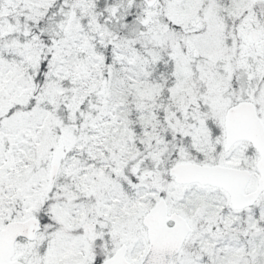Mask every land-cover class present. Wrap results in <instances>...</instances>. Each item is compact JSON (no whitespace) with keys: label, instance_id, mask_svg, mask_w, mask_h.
Wrapping results in <instances>:
<instances>
[{"label":"snow or ice","instance_id":"snow-or-ice-1","mask_svg":"<svg viewBox=\"0 0 264 264\" xmlns=\"http://www.w3.org/2000/svg\"><path fill=\"white\" fill-rule=\"evenodd\" d=\"M0 264H264V0H0Z\"/></svg>","mask_w":264,"mask_h":264}]
</instances>
